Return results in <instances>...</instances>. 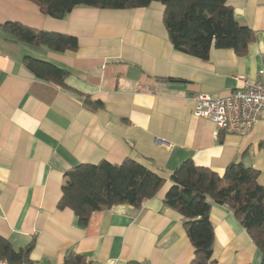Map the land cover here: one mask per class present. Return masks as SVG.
Returning a JSON list of instances; mask_svg holds the SVG:
<instances>
[{"label": "crops", "instance_id": "0c3cea01", "mask_svg": "<svg viewBox=\"0 0 264 264\" xmlns=\"http://www.w3.org/2000/svg\"><path fill=\"white\" fill-rule=\"evenodd\" d=\"M253 41L238 56L213 48L207 60L176 51L163 7H76L62 19L27 0H0V236L15 249L34 238L23 264H63L69 253L93 264H190L194 249L182 217L165 208L170 175L191 160L222 176L232 163L257 171L264 187V111L244 136L217 131L193 116L192 96L224 97L237 78L264 83V0H227ZM66 34L78 49L56 53L17 42L3 26ZM67 71V89L35 78L23 58ZM98 101L100 109L85 103ZM136 161L164 180L140 209L116 205L86 226L59 210L67 171L80 164ZM215 264H261V252L227 207L214 205Z\"/></svg>", "mask_w": 264, "mask_h": 264}, {"label": "trees", "instance_id": "16d2710c", "mask_svg": "<svg viewBox=\"0 0 264 264\" xmlns=\"http://www.w3.org/2000/svg\"><path fill=\"white\" fill-rule=\"evenodd\" d=\"M41 13L62 19L76 7L101 10H132L152 3L163 7V23L173 48L181 53L207 60L210 51L229 49L238 56L246 53L253 41L252 30L233 17L227 0H27ZM3 28L17 42L43 46L56 53L76 51L77 39L61 33L38 31L19 23H6ZM25 69L35 78L64 89L67 71L56 65L23 58ZM85 103L100 109L98 101ZM258 173L242 162L230 164L220 176L199 167L191 160L182 162L170 175L171 186L163 199L165 208L177 212L193 249L190 264H215L212 258L213 227L209 213L214 205L227 207L247 231L261 252L264 264V187L257 182ZM164 180L144 165L127 159L119 165L106 161L80 164L65 173L58 201L59 210L70 209L78 224L86 226L92 213L116 205L140 209L142 203L156 195ZM34 238L24 247L15 249L0 236V260L7 264L28 262ZM63 264H93L84 256L69 253ZM136 264V263H128Z\"/></svg>", "mask_w": 264, "mask_h": 264}, {"label": "built area", "instance_id": "2783aa9c", "mask_svg": "<svg viewBox=\"0 0 264 264\" xmlns=\"http://www.w3.org/2000/svg\"><path fill=\"white\" fill-rule=\"evenodd\" d=\"M261 61L264 68V53ZM237 82L238 87L224 97L193 95V116L210 121L225 134H248L264 111V83L246 77H238ZM0 264L7 262L0 260Z\"/></svg>", "mask_w": 264, "mask_h": 264}]
</instances>
